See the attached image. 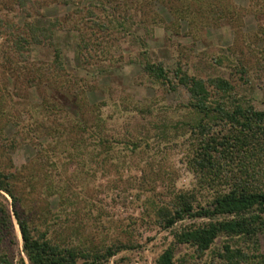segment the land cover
Wrapping results in <instances>:
<instances>
[{"label":"rangeland","instance_id":"374dc122","mask_svg":"<svg viewBox=\"0 0 264 264\" xmlns=\"http://www.w3.org/2000/svg\"><path fill=\"white\" fill-rule=\"evenodd\" d=\"M43 1L45 16L63 21L54 37L63 75L47 73L53 47H32L22 64L0 39V169L14 175L31 226L53 224L52 236L72 246L131 247L102 264H154L174 232L207 221L163 229L154 215L179 192L199 190L188 168L194 116L177 74L226 80L234 96L264 110V0ZM0 17L24 19L2 0ZM80 35L90 37L81 54ZM146 61L162 63L175 89L150 78ZM73 118L83 123L75 137L84 144H59L52 125L70 141ZM200 193L205 202L208 193ZM12 223L13 241L4 248L14 264L26 263L14 217ZM226 247L253 260L264 254V239L253 245L220 236L203 254L177 245L175 264H235L223 257Z\"/></svg>","mask_w":264,"mask_h":264},{"label":"trees","instance_id":"16d2710c","mask_svg":"<svg viewBox=\"0 0 264 264\" xmlns=\"http://www.w3.org/2000/svg\"><path fill=\"white\" fill-rule=\"evenodd\" d=\"M2 1L15 4L24 15L19 23L0 17V39L5 41L12 56L24 64L30 61L32 47H53V67L48 68L47 73L51 71L52 77L57 74L62 77L61 50L54 47V37L62 29L63 21L52 14L45 16L43 10L47 4L44 5L43 0ZM70 2L72 0H61L59 3ZM89 40L88 35H80V54L87 49ZM143 70L150 78L175 89V85L166 80L162 63L146 61ZM177 78L178 84L189 94L185 108L194 116L190 125L193 141L190 143L188 168L197 179L199 190L179 192L169 206H160L154 215L163 229H170L185 219L203 218L207 221L174 232V242L157 257L154 264H175L177 245H189L203 254L220 236L239 238L253 245H257L259 238L264 239V110H258L234 96L230 83L221 78L205 81L185 74H177ZM76 96H73L74 99H78ZM74 103L80 113L81 105ZM64 113L69 118V114ZM71 125L73 137L83 131L81 120L73 118ZM52 127L59 144H84L82 139L76 141L78 137L66 140L64 132L59 135L56 126ZM99 134L96 139L103 147L104 138ZM14 181L13 174H6L0 169V264H14L12 253L4 248L6 242L13 241L12 217L19 229L26 260L25 263L20 259L19 264H102L129 249L130 246L124 244H114L104 250L72 246L52 236L56 233L53 224L31 226L30 210L18 198ZM200 192L208 193L205 202H201ZM1 193L10 198L11 211ZM223 252V257L230 263L251 260L255 264H264V254L254 256L252 260L240 249L229 250L226 247Z\"/></svg>","mask_w":264,"mask_h":264}]
</instances>
